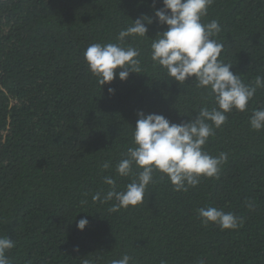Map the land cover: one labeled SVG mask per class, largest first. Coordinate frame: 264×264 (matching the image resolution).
Wrapping results in <instances>:
<instances>
[{
	"label": "trees",
	"instance_id": "16d2710c",
	"mask_svg": "<svg viewBox=\"0 0 264 264\" xmlns=\"http://www.w3.org/2000/svg\"><path fill=\"white\" fill-rule=\"evenodd\" d=\"M161 7V0L154 8L153 0H0V236L14 241L10 264H110L125 254L130 264H264V129L249 125L252 110L264 107V87L204 146L211 156L228 153L218 179L201 177L183 192L155 172L143 203L113 212L114 200L102 202L105 176L118 191L131 182L115 166L133 146L138 111L178 124L215 106L194 78L178 84L151 60L150 39L166 28L155 22ZM142 14L153 17L147 37L130 35L122 45L140 50L142 73L100 87L84 51L118 43ZM211 20L221 25L219 59L255 86L264 76V0H213L202 23ZM209 206L234 213L240 227L204 225L197 209ZM81 218L89 221L82 231Z\"/></svg>",
	"mask_w": 264,
	"mask_h": 264
},
{
	"label": "clouds",
	"instance_id": "9594fccd",
	"mask_svg": "<svg viewBox=\"0 0 264 264\" xmlns=\"http://www.w3.org/2000/svg\"><path fill=\"white\" fill-rule=\"evenodd\" d=\"M161 2L162 7L154 10V17L158 25L166 28L150 39L151 60L154 65L163 67L168 78L178 84L194 78L198 88L211 91L215 106L200 107L194 118L178 124L160 114L137 112L135 127H131L133 146L115 166L116 174L131 177V182L118 191L113 177L103 179L110 190L102 202L114 200L110 209L113 212L143 203L147 186L156 183L155 172L166 175L174 191L186 192L190 187L195 188L201 177L218 179L221 167L228 161V153L211 156L204 146L214 135V128H220L226 122L228 113L233 109L244 112L257 88L264 87V76L256 77L255 86L246 85L238 73L230 71L232 64L219 59L224 44L214 37L221 32V25L217 20L202 23L213 0ZM154 5L155 0L153 8ZM152 23L153 17L142 14L119 32L118 43H92L86 48L85 62L100 87L115 78L124 81L130 73H142L140 50L122 45L130 35L145 37L147 26ZM117 69L120 70L117 72ZM108 92L111 94L114 89L109 88ZM249 125L256 131L264 129V107L252 110ZM101 167L108 169L109 163L105 162ZM92 200H100V193L94 194ZM197 212L204 225L218 224L222 230H236L242 222L231 211L225 212L214 206L201 207ZM88 223L87 218H81L76 227L82 231ZM14 246V241L6 235L0 236V264H10L5 253ZM132 259L125 254L110 264H130ZM199 264L205 262L201 260Z\"/></svg>",
	"mask_w": 264,
	"mask_h": 264
}]
</instances>
